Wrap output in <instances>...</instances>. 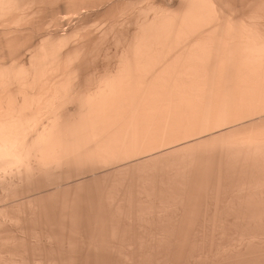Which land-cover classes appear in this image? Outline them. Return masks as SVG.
Segmentation results:
<instances>
[{"label": "bare ground", "instance_id": "bare-ground-1", "mask_svg": "<svg viewBox=\"0 0 264 264\" xmlns=\"http://www.w3.org/2000/svg\"><path fill=\"white\" fill-rule=\"evenodd\" d=\"M146 2L0 0V246L107 264L167 233L173 262L197 205L228 190L235 226L264 224V0ZM92 15L109 24L95 39ZM104 44L115 64L88 77Z\"/></svg>", "mask_w": 264, "mask_h": 264}, {"label": "rangeland", "instance_id": "rangeland-1", "mask_svg": "<svg viewBox=\"0 0 264 264\" xmlns=\"http://www.w3.org/2000/svg\"><path fill=\"white\" fill-rule=\"evenodd\" d=\"M138 1H140V2H144L143 4H145V1H147L148 2V0H138ZM149 1H151V0H149ZM136 2H137V0H136ZM146 2V3H147ZM141 4V3H140ZM97 8V7H96ZM101 8V7H100ZM98 9H99V7L97 8V10H95L94 9V11L93 12H96V11H98ZM101 10V9H100ZM90 10H88V13H90V15L92 14L91 12L92 11H90ZM90 15H88V16H90ZM88 19L90 20H88V34L90 35L91 33V35H90V38H94V36L96 37H98V35H101L102 33V31L104 32L105 31V27H108V22H106V21H99L98 19H95L94 17H93V15L91 16V18H89L88 17ZM76 19L74 18V21H75ZM73 21V22H74ZM96 21V22H95ZM63 22V21H62ZM103 22V23H102ZM64 23L66 24L67 23V21L65 22V20H64ZM94 23H95V26H93L94 25ZM65 24H63V26H62V28H61V26H60V28H61V30L63 31V29L65 30L66 28H67V24L65 25ZM106 24V25H105ZM103 25V26H102ZM91 26V27H90ZM53 28V27H52ZM90 28V29H89ZM96 28V29H95ZM99 29V30H98ZM101 29V30H100ZM91 32H90V31ZM97 30V31H96ZM43 31V30H42ZM45 31V30H44ZM99 31V32H98ZM42 33V32H41ZM96 34V35H95ZM95 39V38H94ZM93 39V40H94ZM106 45V46H105ZM113 45H115V44H109V46H108V44H104V46H99V49L102 47H107L108 46V48H112L111 50L110 49H106V50H109L108 51V54H107V51H105V49L103 48V49H98V50H96L95 52H94V54L92 55V52H91V55H89L88 56V59H89V62H88V64L89 65H86V67L88 68H85V72L87 73V71H88V73H92V72H94V73H92L91 75L90 74H88V77H92V76H94L95 74H97V73H100V72H102V71H104V70H106V68L107 69H110V68H112V66H114V64H115V55H116V53L114 52V50L116 51L117 50V46L115 47V46H113ZM101 50H103V51H101ZM113 50V51H112ZM98 51V52H97ZM99 51H101V52H99ZM110 52V53H109ZM97 54H99V56L96 55ZM101 54V55H100ZM104 54H106V55H104ZM110 54H113V56L112 55H110ZM93 56H95V57H93ZM93 57V58H92ZM97 57V58H96ZM106 57V58H105ZM109 57H110V59H109ZM95 58V59H94ZM113 58H115V59H113ZM92 59V60H91ZM113 59V60H112ZM115 60V61H114ZM110 64H113V65H110ZM107 66V67H106ZM106 67V68H105ZM104 69V70H103ZM96 70H100V72L98 71H96ZM102 70V71H101ZM90 71V72H89ZM97 72V73H96ZM248 121V120H247ZM246 120H245V122H247ZM230 127V126H229ZM228 127V128H229ZM227 127H225L224 129H228ZM222 130H223V128H222ZM221 129H219V131H222ZM217 132V131H216ZM224 184V185H223ZM222 185L223 186H227V188H228V185L227 184H225L224 182L222 183ZM224 188V187H223ZM221 189V190H225V189H227V188H224V189ZM229 189V188H228ZM224 192V191H223ZM229 192V190L227 191V193H226V191H225V193H223V195L220 193V196H219V202H218V204L220 203V205H218V206H220V207H218V206H216V207H218L216 210L214 209V205H213V203H212V206H211V202H210V198H208L209 199V202H210V206L212 207V209H214L215 211H217L216 213H215V215H216V217L214 218V219H216L217 220V216L219 217V218H221V219H219L218 221H216V220H212V222L213 221H215V223H217V224H214V222H213V224H212V222H210V220H209V216L210 215H212V214H214V212L215 211H212L211 212V207L210 206H207L206 205V203H208V200L207 199H205L204 198V200L206 201L207 200V202H205L204 201V203H202L203 202V200H202V202H200L201 203V206H200V204H198L197 205V210H195V212L193 213L194 215V217H193V221H194V224L192 223L193 221L192 220H190L189 222H191L190 224H191V227L194 225L195 227H196V225H197V223H198V227H190L191 229L189 230L190 232L189 233H186L183 237L185 238H188V239H184V240H182L181 242H185V241H187V242H185V244H187V245H183V244H180V243H178V245H179V248H181V250H183L182 251V253L183 254H181V250L179 251V253H178V251H177V254H178V256L176 255V258H178L179 257V255L181 256L180 257V259L178 258L177 260H174V261H176L175 263H174V261L172 262V261H170V262H172L173 264H195L196 262L198 263V264H264V224H258V225H256L255 227H254V225H253V223L251 224V225H253L252 226V229L250 230L249 228H247L246 229V227L247 226H243V225H239V223H238V226L236 225L235 226V224H233V218H231V217H233V211H232V214H231V210H229L230 209V205H229V208H228V206H227V204H229L230 202H229V200H230V197H232V196H230V193H228ZM226 195V196H225ZM222 196H223V198H222ZM227 196H228V198H227ZM230 196V197H229ZM228 199L227 201H226V203H225V201L224 200H222V199ZM232 200H235L236 201V199H231L230 201H232ZM7 201V202H6ZM10 201V200H9ZM9 201L5 198L4 200H0V208H2V206L3 205H5L6 206V208H7V206L9 205V207H10V205L12 204L11 202V204H8L9 203ZM12 201V200H11ZM4 202H6V203H4ZM228 202V203H227ZM4 203V204H3ZM209 204V203H208ZM233 204L234 205H236L235 204V202H233ZM206 205L207 207H205V208H203L204 206ZM224 205H225V207H224ZM199 206H200V208H199ZM222 206V207H221ZM231 206H233V205H231ZM224 207V208H223ZM226 207L228 208V209H226ZM237 207V206H236ZM219 208H221V209H219ZM223 208V209H222ZM2 209H5L4 208V206H3V208ZM201 209V210H200ZM202 209H206L207 211L206 212H208V213H206L204 210H202ZM209 209H211L210 211H209ZM231 209H234V208H231ZM220 210V211H219ZM222 210V211H221ZM199 211V212H198ZM202 211H204V212H202ZM196 212H198V213H196ZM223 212V213H222ZM197 215H196V214ZM200 213V214H199ZM204 213V214H203ZM206 213V214H205ZM212 213V214H211ZM221 214V216L222 215H224V216H220V214ZM201 214H203L204 215V217H202L201 216ZM207 214H208V216H207ZM227 214H228V219L226 220V218H227ZM198 215H200L199 217H200V219L201 220H199V218H198ZM197 216V217H196ZM225 216H226V218H225ZM207 217H209V218H207ZM192 218V215L190 216V219ZM169 218H167L166 219V221H165V223L164 222H158V223H160V225H162L161 223H163L164 225H167L166 224V222L167 223H169V221H171V219H169ZM207 220V222H209V223H211V226L213 225L214 227L213 228H215V230L213 231L212 230V228L210 229V225L207 223V222H203V220ZM223 219V220H222ZM205 220V221H206ZM209 220V221H208ZM221 220V221H220ZM229 220V221H228ZM232 222H231V221ZM196 221V222H195ZM226 221H228V224L226 223ZM221 222V223H220ZM225 222V223H224ZM231 222V223H230ZM236 222H238V221H236ZM157 223V222H156ZM205 225H204V224ZM219 223V224H218ZM234 223H235V221H234ZM231 224H233V225H231ZM237 224V223H236ZM203 225V226H202ZM228 225V226H227ZM251 225H249L248 227H250ZM262 225V226H261ZM208 226H209V228H208ZM216 226H217V230H216ZM221 226V227H220ZM226 226L228 227V230H229V232L228 231H226L227 229H225L226 228ZM235 226V227H234ZM240 226V227H239ZM258 226V227H257ZM200 227H203V230H202V228H200ZM232 228V229H230V228ZM234 227V228H233ZM255 229H254V228ZM200 228V229H199ZM221 228V229H220ZM243 228V229H242ZM199 229V230H198ZM209 229V230H208ZM223 229H225V231L223 230ZM234 229V230H233ZM235 229H237V230H235ZM197 230V231H196ZM205 230H206V232H205ZM144 232L142 229H139V231L138 232ZM200 231H202L201 233H200ZM211 231V232H210ZM212 231L213 232H215L216 231V233H212ZM234 231V232H233ZM237 231V232H236ZM261 231H262V233H261ZM192 232V233H191ZM194 232V233H193ZM198 232V233H197ZM208 232V233H207ZM226 234L227 233V235H225L224 233ZM233 232V233H232ZM241 232V233H240ZM242 232H244V233H242ZM257 234H256V233ZM245 233H246V235H245ZM251 235L250 237H249V234ZM261 233V234H260ZM17 234H19V236L21 235V237L22 236H24L23 234H20L19 232L17 233ZM126 234V233H125ZM142 234V233H141ZM140 234V235H141ZM165 233H163V234H159L158 236H156V238H155V240L153 239L152 241H151V243H149L148 241H146L145 239V241L148 243V244H150L149 246L147 245V243H145V241H144V243H145V245H143L144 243H143V238L142 237H144V233H143V236L142 237H140L139 236V233H138V235L136 234V237L137 236H139L138 238H137V240H139V238H140V240L139 241H137L136 240V238H135V240L138 242V243H140L141 242V244H139V247H134V245H136L137 246V242H135L136 244H133V246H131L132 248H133V250H132V248L130 247V246H128V245H126L125 246V244H121V243H125V242H120L121 240L120 239H118V240H120V241H118L119 242V244H120V246H125V247H130V248H128V250L125 248V247H123V250L121 249L120 250V252H119V249L121 248V247H116V250L118 251V253H116L117 251L115 250V248H114V250H115V252H113V249H106V251L107 250H111L112 252L111 253H108L107 252V254H109L110 256H108L107 257V260L106 261H108L107 262V264L109 263V264H123L124 262V264H146V262H147V264H170V262L165 258L167 255V253H169L168 251H167V253H165L164 251H165V249H163L165 246L163 245V244H165V243H167L168 244V242H166L167 241V239H164V237L165 236H162V235H164ZM201 234H202V236H201ZM209 234H211V235H209ZM215 234V235H214ZM230 234H231V236H230ZM239 236H238V235ZM241 234H243L242 236H241ZM166 235V237H167V233L165 234ZM170 235V234H169ZM168 235V236H169ZM212 235H213V237H212ZM235 237H234V236ZM260 235H262V237L260 236ZM129 237L130 236V234L128 235V233L126 234V236H122V237H124V239H126V237ZM218 238H217V237ZM245 237V239H243L242 240V238H244ZM253 236V237H252ZM25 237V236H24ZM127 237V238H128ZM162 237V238H161ZM201 237H203V238H201ZM208 237V238H207ZM232 237H233V240H232ZM159 238H161V240L162 241H160V239ZM168 238V237H167ZM190 238V239H189ZM205 238H207V239H205ZM211 240H210V239ZM214 238V239H213ZM217 238V239H216ZM226 238V239H225ZM239 238H241V239H239ZM250 238V239H249ZM251 238H253L252 240H251ZM258 238H260V239H258ZM159 239V240H158ZM163 239L164 240H166V241H164L163 242ZM192 239V240H191ZM196 241H195V240ZM198 239V240H197ZM201 239V240H200ZM223 239V240H222ZM228 239V240H227ZM236 241H235V240ZM237 239H239V240H237ZM249 239V240H248ZM255 239V240H254ZM258 239V240H257ZM263 239V240H262ZM193 240H194V243H193ZM202 240H208V242L207 241H203L202 242ZM214 240H218V241H214ZM251 240V241H250ZM154 241V242H153ZM202 243H201V242ZM235 243H234V242ZM239 241H243V243L242 242H239ZM117 242V243H118ZM153 242V243H152ZM157 242V243H156ZM220 244H219V243ZM237 242V243H236ZM32 243H35V241L34 242H32ZM31 243V244H32ZM93 244H95L94 243V241L92 242ZM91 243V244H92ZM162 243V244H161ZM192 243V245H191V247H190V244ZM200 243V244H199ZM204 243V244H203ZM213 243V244H212ZM246 243H247V245H246ZM30 244V246H31V249L34 251H32L30 248L28 249V248H26V250L27 251H24L22 248V251L21 250H19V248H16V247H12L11 245H8V246H0V255L2 256V257H4V258H2L1 256H0V264H6V263H8V264H54V263H56V264H59V259L60 258H58V260H56V257H59V255H61L60 253H58L57 251H52V249L51 248H48V251H46L47 250V248H46V250L44 251L41 247H39V246H35V245H37L36 243L34 244V246H33V244L31 245ZM89 245L88 246H90V247H88L89 248V252L91 251L90 250V248H91V245H90V241H89V243H88ZM119 244H117V245H119ZM127 244V243H126ZM156 244V245H155ZM195 244H197V246L195 245ZM209 244H210V246H209ZM223 244V245H222ZM242 244V246H240ZM144 246V247H140V246ZM148 247H147V246ZM154 245V246H153ZM166 245V244H165ZM182 245V247H180ZM193 245H195L196 246V248H194L195 246H193ZM199 245V246H198ZM203 245V246H202ZM204 245H206V246H208V247H204ZM213 245V246H212ZM238 245V246H237ZM258 247H257V246ZM93 246H95V245H93ZM163 246V247H162ZM215 246V247H214ZM219 246H221L220 248H219ZM236 246V247H235ZM12 247V248H11ZM29 247V246H28ZM38 247V248H37ZM146 247H147V249H146ZM158 247L160 248L159 249V252H158ZM162 247V248H161ZM167 247L169 248V245L168 246H166L165 248L167 249ZM188 247V248H187ZM193 247V248H192ZM198 247H201L200 248V250H199V248ZM211 247V248H210ZM214 247V248H213ZM240 247V248H239ZM4 248H5V250H4ZM10 248V249H9ZM15 248V249H14ZM43 250H41V249ZM96 248V247H95ZM139 248H141V249H139ZM150 248V249H149ZM151 248H152V250H151ZM179 248H176V249H179ZM183 248V249H182ZM190 248H191V250H190ZM203 248V251L201 252V249ZM205 248H208V249H206L205 250ZM239 248V249H238ZM262 248V249H261ZM39 249L41 250V252L39 251ZM49 249H51V251L49 250ZM66 249H68V250H71V249H73L72 247H71V249H70V247H67ZM77 249H78V247H77ZM94 248H92V250H93ZM129 249H131V252H133V253H131V255H129L128 253H130L129 252ZM134 249H135V251H134ZM146 250V251H143V250ZM161 249H163V250H161ZM194 249V250H193ZM199 250V251H197V253L195 254V253H193L194 251L196 252V250ZM234 249V250H233ZM255 249V250H254ZM7 250V251H6ZM15 250V251H14ZM29 250L30 251H32V253L31 252H29ZM75 250V251H74ZM74 250H71L70 252L68 251V252H66V250H64L63 251V253H69V254H72V253H76V251H79V252H77V253H79V254H81V252H82V250H76L75 249V247H74ZM95 250V249H94ZM94 250L92 251V252H94ZM137 250V251H136ZM147 250H149L148 252H147ZM170 250V249H169ZM188 250V251H187ZM193 250V251H192ZM228 250V251H227ZM230 250H232V251H230ZM240 250H241V252H240ZM5 251V252H4ZM13 251V252H12ZM16 251H18L19 252V254H18V252H16ZM22 252V254H21V252ZM36 251H39V252H36ZM81 251V252H80ZM127 251V252H126ZM140 251V252H139ZM176 251H175V253H176ZM186 251V252H185ZM205 251V252H204ZM208 251H212L211 253L210 252H208ZM215 251V252H214ZM222 251V252H221ZM235 251H236V253H235ZM261 251V252H260ZM3 252V253H2ZM44 252H47V253H44ZM54 252H55V255H54V257H53V254H54ZM57 252V253H56ZM89 252H88V255H89ZM110 252V251H109ZM143 252V253H142ZM144 252H147V253H145L144 254ZM164 252V254H162ZM191 252L193 253V254H191ZM201 252V254H199ZM208 252V253H207ZM230 252V253H229ZM237 252H238V254H237ZM247 254H246V253ZM255 252V253H254ZM2 253V254H1ZM26 254V256H25V254ZM27 253L29 254V255H27ZM31 253V254H30ZM51 255H50V254ZM76 253V254H77ZM91 253V252H90ZM96 253H97V250H95V252L93 253L94 255H96ZM113 253V254H112ZM115 253V254H114ZM137 253H139V254H142V256H140L139 254H137ZM153 253V254H152ZM157 254L158 256H160L161 257V255L163 256V255H165V257L163 256L162 258H160V257H158L157 255H155V254ZM159 253V254H158ZM161 253V254H160ZM205 253V254H204ZM220 253V254H219ZM11 254V255H10ZM16 254H18V255H16ZM24 254V255H23ZM34 254V255H33ZM36 254V255H35ZM50 255V256H48V255ZM59 254V255H58ZM62 255V257H65L66 255ZM127 256H126V255ZM136 254L138 255V256H136ZM144 254V255H143ZM185 254V255H184ZM195 254V255H194ZM198 254V255H197ZM202 254H203V256H202ZM211 254V255H210ZM225 254H227V255H225ZM233 254H234V256H233ZM239 255L240 257H238V259H237V257L235 256V255ZM244 254V255H243ZM249 254V255H248ZM21 257H20V256ZM56 255H58V256H56ZM74 255V256H73ZM92 255V253L90 254V256ZM133 255H135L134 257H133ZM148 255V256H147ZM152 255H155L154 257L155 258H152L153 256ZM189 257H188V256ZM197 255V256H196ZM205 255V256H204ZM208 255V256H207ZM243 255V256H242ZM246 255V256H245ZM248 255V256H247ZM261 255V256H260ZM31 256H33V257H31ZM42 256H44V257H42ZM46 256V257H45ZM56 256V257H55ZM89 256V257H90ZM93 256V255H92ZM125 256V257H124ZM139 256H140V258L141 259H143V260H141V259H138L139 258ZM145 256H147L146 257V259H144L145 258ZM150 256V257H149ZM152 256V257H151ZM157 256V257H156ZM194 256V257H193ZM197 258H196V257ZM199 256V257H198ZM209 256H210V258H209ZM214 256V257H213ZM229 256H230V258H229ZM7 257V258H6ZM18 257V259H17V261H18V263H17V261H16V258ZM26 259H25V258ZM61 257V256H60ZM61 257V258H62ZM68 258H64V259H60L61 260V262H63V263H61L60 262V264H71L73 261H75V259L73 258V257H77V256H75V254H72L71 255V257L74 259H72L71 257H70V255L69 256H67ZM88 257V261H90V259L91 258H89ZM116 257H117V259H116ZM125 259H124V258ZM144 257V258H143ZM149 257V258H148ZM168 257V256H167ZM190 257H192V258H190ZM200 257H201V259H200ZM205 257H206V259H205ZM212 257V258H211ZM216 257V258H215ZM222 257V258H221ZM233 257V258H232ZM235 257H236V260H235ZM242 257H243V259H242ZM245 257V258H244ZM258 257V258H257ZM2 258V259H1ZM43 258V259H42ZM49 258H51V259H49ZM53 258V259H52ZM79 258H80V256H78V258L76 259V262L78 263L79 261L81 262V259L79 260ZM97 257L95 256L94 257V259H96ZM134 258H135V260H134ZM153 259V260H151V259ZM157 258H159V259H157ZM175 258V259H176ZM198 258H199V261H198ZM208 258V259H207ZM239 258H241L240 260H239ZM254 258V259H253ZM11 259H14V260H12L11 261ZM21 259V260H20ZM28 259V260H27ZM31 259V260H30ZM49 259V260H48ZM68 259V260H67ZM69 259H71V260H69ZM112 259V260H111ZM126 259H127V261H126ZM129 259V260H128ZM131 259H132V261H134V262H132L131 261ZM160 259H162V260H160ZM184 259V260H183ZM210 259V260H209ZM233 259H234V261H233ZM244 259H246L245 260V262L243 261ZM253 259V260H252ZM3 260V261H2ZM47 260V261H46ZM54 261V262H52V261ZM78 260V261H77ZM138 260V261H137ZM141 260V261H140ZM144 260H146V261H144ZM148 260V261H147ZM163 260H166V261H163ZM186 260H188V262L186 261ZM195 260V261H194ZM204 260V261H203ZM216 262H215V261ZM65 261V262H64ZM91 261H93V259L91 260ZM96 260H94L93 262H95ZM115 261V262H114ZM118 261V262H117ZM143 261V262H142ZM189 261H190V263H189ZM201 261V262H200ZM208 261V262H207ZM210 261V262H209ZM222 261V262H221ZM228 263H227V262ZM242 261V263H240V262ZM258 263H257V262ZM31 262V263H30ZM42 262V263H41ZM69 262H71V263H69ZM97 262V261H96ZM121 262V263H120ZM136 262V263H135ZM138 262V263H137ZM162 262V263H161ZM206 262V263H205ZM218 262V263H217ZM221 262V263H220ZM89 264L91 263V262H88ZM196 263V264H197ZM73 264H76L75 262H73ZM97 264V263H96ZM104 264H106V262L104 263Z\"/></svg>", "mask_w": 264, "mask_h": 264}]
</instances>
